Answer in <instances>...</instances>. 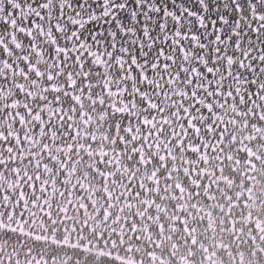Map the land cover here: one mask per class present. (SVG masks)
I'll return each instance as SVG.
<instances>
[{"label":"snow or ice","instance_id":"obj_1","mask_svg":"<svg viewBox=\"0 0 264 264\" xmlns=\"http://www.w3.org/2000/svg\"><path fill=\"white\" fill-rule=\"evenodd\" d=\"M0 264H264V0H0Z\"/></svg>","mask_w":264,"mask_h":264}]
</instances>
